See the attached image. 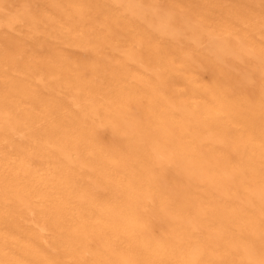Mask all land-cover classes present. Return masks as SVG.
<instances>
[{
    "label": "bare ground",
    "instance_id": "bare-ground-1",
    "mask_svg": "<svg viewBox=\"0 0 264 264\" xmlns=\"http://www.w3.org/2000/svg\"><path fill=\"white\" fill-rule=\"evenodd\" d=\"M0 264H264V0H0Z\"/></svg>",
    "mask_w": 264,
    "mask_h": 264
}]
</instances>
